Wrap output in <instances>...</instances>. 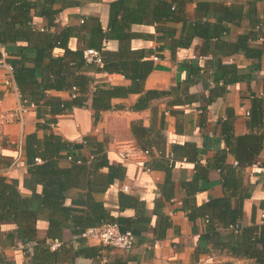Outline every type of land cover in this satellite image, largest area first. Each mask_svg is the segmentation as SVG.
Returning a JSON list of instances; mask_svg holds the SVG:
<instances>
[{"label":"crops","instance_id":"0c3cea01","mask_svg":"<svg viewBox=\"0 0 264 264\" xmlns=\"http://www.w3.org/2000/svg\"><path fill=\"white\" fill-rule=\"evenodd\" d=\"M113 1L0 0L10 6L0 59L5 48L14 58L25 52L24 36L68 29L71 50L101 47L104 57L125 52L152 65L106 109H92L88 97L52 113L42 99L23 121L9 116L19 96L0 66V264H264V0H124L135 19L123 23V12L114 24ZM23 2L25 24H11ZM105 64L76 73L92 78L91 90L131 84L116 59ZM46 96L73 98L71 89ZM124 143L147 156L121 159ZM68 155L88 172L49 176L58 219L51 231L43 176L33 170L50 161L70 169ZM106 220L134 231L135 246L79 235ZM52 238L62 241L55 251L45 244Z\"/></svg>","mask_w":264,"mask_h":264},{"label":"trees","instance_id":"16d2710c","mask_svg":"<svg viewBox=\"0 0 264 264\" xmlns=\"http://www.w3.org/2000/svg\"><path fill=\"white\" fill-rule=\"evenodd\" d=\"M111 4H113L110 12L111 23H116L117 15L123 14V12H126L123 23H126V20L135 19L132 16L130 8L127 6V4L124 3V0H114L113 2H111ZM22 6L23 7L21 9L17 8L14 10L15 14L17 15L13 16L11 24H14L16 22L20 23L22 21V24H25V15L27 9L29 8V5L26 6V3L23 2ZM46 12H48V14H51L54 11L48 8ZM8 14H10V6L7 5V7H3L0 3V22L2 21V19L8 16ZM116 28H120V25L116 26L115 29ZM69 35L70 31L68 29H63L58 33L47 32L44 30L43 32L35 33L34 36H24V38H26L28 41V46L24 48L25 52H20V56L15 58L11 57V54H13V52L10 49L8 50L7 48H5V50L9 54L6 58V61L12 67L13 79L22 99L33 101L37 107H39L40 103H42V99H45V103H48L50 112L52 113H59L69 105L85 106L88 97H91L90 107L92 109H106L110 107V100L112 97H119L122 95L124 96L131 89L137 88L139 83L134 82V79H145L149 71L152 69V65L148 60L139 62L137 60L127 59L125 57V52L117 53L112 57H104L103 48L98 47L97 49L100 50L102 56V64H98L97 69L99 70L101 68H105L109 70L110 67L104 66L106 65L105 63H107V61H109L110 59H116L115 69L122 73L124 77L131 79V84L129 86L115 85L106 89L98 90L94 88V90H91L92 87L90 85L92 78L84 73H76V70L82 68L86 69L93 63L91 62L89 64L88 62H85L84 58L82 57V51L84 48L71 50L68 47L67 42L69 39ZM123 40L124 39L121 40V49L122 47H124L125 41L122 42ZM0 41L6 42L9 40H5L4 38H2L0 39ZM55 48L62 49L63 54L54 55L52 52ZM28 54H30L32 61L30 65L26 64L24 61ZM45 59H47V63H44ZM69 63H73V65L71 66H73L74 69H71ZM72 86H75L77 88V91L71 101H61L57 97L54 98L46 96V91L49 89H71ZM152 92L153 91H148L147 93L150 94ZM48 161H50V158L45 159V162ZM71 161L73 163L70 169H57L55 167V161H50L48 164L36 165L33 170L35 175L43 176V178H41L43 179L42 183L45 186V196L49 201L51 207V231L56 229L58 219L55 217L56 212H54L53 208V205H55L54 202L56 201V196L54 195L55 192L53 191L56 187L52 183L54 181L52 179H49V176H85L88 172L87 165L84 161H80V163H78L75 158H71ZM83 229L80 230L79 235L81 234V231ZM121 230L125 229L122 228ZM133 233L135 235V242L133 245L134 247L137 242V234L134 231ZM42 249L45 251H49L48 247ZM53 251L50 252L49 255L53 254Z\"/></svg>","mask_w":264,"mask_h":264},{"label":"built area","instance_id":"2783aa9c","mask_svg":"<svg viewBox=\"0 0 264 264\" xmlns=\"http://www.w3.org/2000/svg\"><path fill=\"white\" fill-rule=\"evenodd\" d=\"M264 27V23L261 24ZM82 57L85 62L88 63H98L102 64V56L101 52L97 48L87 47L82 51ZM156 58V57H154ZM0 66L7 70L8 77L5 80V83H11L14 86L15 92L18 94V101L16 107L13 111L9 113L10 117H15L19 121H23L24 115L30 110L35 108L36 104L33 101H27L26 99H22L19 93V90L15 84L12 74L11 65L6 62L4 59H0ZM94 88V87H93ZM77 88L75 86L71 87V96H75ZM245 115H249V111L245 110ZM79 142H83L79 140ZM148 154L147 149L138 148L132 144L124 143L121 144L117 150V155L125 160H137L145 158ZM71 155L67 156L68 160H71ZM40 158H36L35 161H40ZM79 162V160H78ZM147 169V168H146ZM264 221V212L261 214V222ZM232 229L234 231H238V225L235 224ZM82 237L87 238L89 240L98 242L102 245H108L115 248L130 250L135 242V235L132 230L125 229L121 230L120 226L115 221H103L99 225L89 226L84 228L80 234ZM45 244L52 250L58 249L62 245V241L58 238H52L45 241ZM21 249H24L25 246L23 244H19ZM28 248V247H26Z\"/></svg>","mask_w":264,"mask_h":264}]
</instances>
